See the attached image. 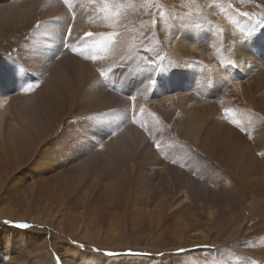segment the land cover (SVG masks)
<instances>
[{"label":"bare ground","instance_id":"1","mask_svg":"<svg viewBox=\"0 0 264 264\" xmlns=\"http://www.w3.org/2000/svg\"><path fill=\"white\" fill-rule=\"evenodd\" d=\"M197 1L200 6L206 5L208 0ZM211 1L203 9H195L191 3V7L188 3L186 7H167L169 12L155 26L157 32L154 26L149 31H154L156 36L152 54L139 49L128 37L113 40V45L106 46L108 52L100 60L103 58L108 67L103 72L110 76L108 82L120 83L122 79V94H131L129 90L135 85L138 87H135L136 95L125 97L127 108L120 105L121 99L108 94L102 78L97 77L101 73L88 81H84L82 75L79 77L78 54H66L58 69H54V73L49 71L51 81H45L38 89L26 88L12 99L6 96L10 91L5 89L8 82L13 79L18 88L21 84L25 87L22 82L27 76H33L31 71L44 67L29 63V68L15 76L0 73V200L2 197L10 200L11 207L3 216L22 217L13 210L16 206L19 208L16 210L27 211L23 215L27 220L34 207L57 192L47 180L44 179L46 183L37 180L40 172L54 165L52 162H64L65 158L59 159L60 153L53 152V146L71 148L74 153H79L81 146H89L95 153L79 166L88 167V174L103 179L109 195L103 213L97 212L99 217L103 214L112 219L113 209H129L137 200L140 211L136 219L148 230L177 235L179 247L208 243L210 239L217 244V253H220L224 248L221 249L217 241L228 233L226 239L237 240L231 244L234 247L244 242L242 240H257L255 253L264 255V247H259V243L264 246V0H247L243 5L238 0ZM16 5L17 8L30 6L35 17H39L41 11L38 7L44 8L41 22L60 23L70 15L73 20L82 22L77 29L83 36L69 42L72 48L78 47L81 38L88 40L87 32L91 33L94 25L112 34L124 24L139 29L149 18L157 16L155 11L144 10L142 0H16ZM102 10H108V14L106 11L96 19ZM95 19L101 27L98 22L94 23ZM61 26L54 25L53 30L58 32ZM28 28L29 25L22 24L18 36L24 35ZM91 36H88L90 41L95 39ZM117 70L123 73L118 72L120 77L113 75ZM80 94L89 95V99L79 108ZM39 103L41 116L40 122H36L24 112ZM78 111H84L79 112L81 122L89 123L94 133L98 129L105 130L94 122L99 118L113 130L112 135L100 141L94 134L91 137L88 130L80 129V123L65 122L66 116H77ZM131 111L144 122L147 133V136L134 138L133 144L131 137L137 127H132L127 119ZM103 114L108 118L102 117ZM121 120L131 125L128 131L122 132L117 127ZM55 132L61 134L53 140ZM102 132L103 136L105 132ZM106 159L110 166L107 175L102 176L98 164ZM74 178L70 176L65 189L56 197V201L60 198L64 213L75 199L78 200L83 188L74 185ZM23 182H27V191L22 196ZM197 204L199 209H196ZM245 209L248 215L243 214ZM192 210L202 216L201 222H192V218L189 222V217H185ZM226 214L230 215L228 219ZM242 224L244 228L240 229ZM211 226H220V229L211 231ZM243 230L246 232L242 233ZM73 252L70 257L77 254L90 260L95 257L82 254L78 249ZM247 259L237 264H250ZM63 261L69 264L67 258Z\"/></svg>","mask_w":264,"mask_h":264},{"label":"rangeland","instance_id":"2","mask_svg":"<svg viewBox=\"0 0 264 264\" xmlns=\"http://www.w3.org/2000/svg\"><path fill=\"white\" fill-rule=\"evenodd\" d=\"M160 1L161 2H159V0H142V7L144 8V10L146 12L155 11L157 16L156 18L154 17L149 18L147 22L142 24L141 28L138 29L137 27L134 29L132 24H124L121 28H119L117 31H113L114 33L111 34L109 32L107 33V30H105V28L102 29L100 28L98 30L96 27L97 25H94L95 27L92 28L91 33L87 32L89 33L88 35H86L88 40L81 38V41L78 43V47L72 48L70 47V43L72 42V40L76 39L77 37H80V35L81 37L83 36L80 31L78 32L77 29L79 25L81 27L82 22L76 21L77 19H74L75 20L74 22V20L72 19L73 17L71 18V15L70 17L65 19V21L61 20L60 23H58L55 20H44V21L42 20L41 22L40 20L42 19V17L45 14L44 12L46 11L44 8L41 9V7H38V10H41L38 12L40 17V19H38L39 17H35V14L30 6L23 5V7L17 8L16 0H0V73L10 74L15 76L18 72H20V70L29 68L28 66L29 63H34L36 65L40 64L42 67H44L39 71L37 70L31 71L33 72L32 73L33 76L32 75L27 76L26 80H24L25 82H22L25 87H23L21 84V86L18 88L17 84H15V81L13 79H12L13 81L10 80L8 82V87L5 88L8 91L10 89L9 95L7 94L6 96L7 97L9 96V99L10 98L12 99L15 98L16 96H20L21 92H25L26 88L28 89L32 87L31 90L38 89L39 87L44 85L45 81L47 80L48 82L51 81L52 77L49 74V71L54 73L55 72L54 69H58L59 63L64 59L66 54L70 53L74 56L78 54L76 55V57L78 58L77 69L79 70V77L80 75H82L83 80L88 81L91 77L97 76L99 73H101L97 77L102 78L101 79L102 83L104 84L108 94L114 96V99L115 98L118 100L121 99L122 102L120 100V105H122L123 108L129 107L125 102L126 99L125 97H128L131 94L136 95V93L134 92H137L136 89L138 87L137 85H135L136 89L135 87H133L135 90H133V88L129 90L131 94L129 92L122 94L120 87V83L122 82V79H120V83L108 82V78H110V76H108V73L106 74L107 76L103 75V72H105L104 70L105 69L108 70L107 69L108 67H106L107 65H104V61H103V58H105L103 56L106 55V53L108 52L106 46L110 45L113 40L120 41V40H124L125 37H128L132 43L138 44L139 49L145 51V53L147 54H152V48L153 49L155 48L154 46L155 44L153 45V42L155 43L154 40L156 39V36L154 35V31L153 32H149V31L154 26V30L157 32L155 26H158L159 24L157 23L162 21L163 15L164 14L166 15L169 12L167 7L169 6L186 7L187 5L191 7L193 5V7L195 6L194 7L195 9H199V8L203 9L205 8V6H207V4L209 5L210 3H212L211 0H208L205 3L206 5L202 4L203 5L202 6L200 4L199 6L198 4L199 2L197 0H193V1L191 0L193 3L190 2V0H168V1L160 0ZM238 1H239L238 3L241 5L248 2L247 0L245 1L238 0ZM176 2H178L179 4H177ZM106 11L108 14V10L99 11L98 16L95 15V17L97 16L96 19H99L102 16V14H104V12L106 13ZM93 12L94 11H92L91 13ZM96 19L94 23L98 22L97 23L98 27H101L100 26L101 23L99 24V21H96ZM152 22H155L154 23L155 25H152ZM22 24L29 25L30 30L28 28L27 29L28 31H25V34L19 37L21 34L18 33V29L20 26H22ZM57 24L58 25L60 24V26L62 25L60 27L61 29L58 30L59 33L57 31H54L55 30L54 25L56 26ZM150 25H152V27ZM48 28L49 30H47ZM57 28L59 29V26ZM95 29L96 31H94ZM103 29L105 32L103 31ZM49 31L52 33L53 32H57V33L54 34L55 35L54 36L50 34ZM134 31L136 33H134ZM91 34L93 35L91 36V38H95V39H92L90 41L88 36ZM45 35H47L46 38L44 37ZM46 43H47V47H46ZM101 57H103L102 60H100ZM95 58L98 60L96 61ZM21 61L23 63H21ZM95 69L100 72L97 73ZM118 72L122 73L121 70L119 71L117 70L115 71L116 74L113 73V75L120 77ZM18 80L21 81V78ZM50 92L53 93L51 89ZM57 96L58 98H62V95H57ZM88 99H89V95L80 94L77 99L79 108L83 103L87 102ZM114 99H112L113 102ZM40 105L41 103L37 105L36 104L32 105L30 109H26L24 114H28L29 115L28 118H30L31 120L40 122V116H41L39 114V111L41 110ZM79 112H84V111H78L76 112V114H78ZM68 113H71V111H68ZM81 114L82 113H79L77 116L72 115L70 117L66 116L67 118H65V122H68L69 125L80 123L79 125L80 129H82L83 131L88 130L91 137L92 134H94L97 136V138L98 137L100 138V141L102 140L106 141L109 138V136L112 135L113 130L110 129V127L106 124V122L103 121L102 119L95 118V116H93V118H95L94 122L97 123L98 127L99 126L103 127L105 130L102 131H104L105 133L102 132L101 129H98L96 131V133L98 134L94 133L93 131L94 128L89 126V123L84 122L83 124V122H81L82 121L80 117ZM104 115L105 114H103L102 117L107 119L108 116L106 117V115L105 116ZM127 119L130 120V124L132 123V127H137V129H139V130L136 129L133 138L131 137V144L134 143V138H137L142 134L147 136V133L144 132V128H143L144 122L136 118L135 112H133V114L132 111L130 113L128 112ZM127 123H128L127 120H121L117 123V127L119 129L121 128L120 130L122 132H126L129 130L131 126L130 124H129L130 126L127 125ZM61 132L60 133L55 132V134H52L51 139L53 140L58 139L60 137ZM100 132H102V134L104 133L103 136L100 134ZM101 137H103V139H101ZM83 144L85 145V143ZM88 145L89 144H87L86 146ZM97 146L98 145L94 146L96 150H97ZM54 147L56 150L54 149ZM62 149L63 148L58 149V146H53V152L56 151L60 153L59 159H61V157H63L62 159L65 158L64 162L61 164L58 161L57 162L55 161L56 163L52 162V164H54L53 166L51 165L52 169L51 167L45 168L46 169L45 171L40 172L43 174L40 175L39 173L37 177V180L39 182H42V180L44 179L47 180V183H49V185H52L57 192L52 193L53 195L46 196L47 200L41 202V205L34 207L32 213H30L31 216L28 215L27 220L26 218H23V215H25L27 211L16 210L19 209L16 206L14 207L13 210H15L18 215L20 216L22 215V217L10 218L3 216V213L11 209V207L9 206L10 200L6 199L5 197H2V199L0 200V264H65V262L63 261L64 258L68 259L69 264H223L225 263V261L222 260H226L229 262L231 261L230 264H237L240 261L247 258L250 264H264V255L263 254L258 255L257 253H255L256 250L255 247H257L258 245L257 240L255 239H251V240L247 239V241L242 240L244 242L240 243L239 244L240 246L234 244L235 245L234 247L231 244H233L232 242H237V240L226 239L228 238V233L224 234L217 241L220 245V248L221 249L224 248L223 250H220L221 251L220 253H217L219 252L218 251L219 248L216 247L217 244L211 242L210 239H207V241H210L208 243H200L186 247H179L177 241L179 238L177 235L173 233L171 234V232L168 234H162L160 230L155 231L152 230L151 228L148 230L144 226V223L141 222V220H138V218L136 219L135 215L138 211H140L139 210L140 205L138 202H136L137 200L136 201L133 200L135 202H132V204L135 203V206L130 204L129 209L124 207L113 209L114 211L112 212L114 216L112 217V219H110L108 216H104L103 214L101 215V217H99L97 215V212L100 211L101 213H103V209L105 208L104 205L107 203V200L109 198V195L105 190L106 184L103 182V179L98 178L97 175L88 174V170H89L88 167L86 168L85 166H81L82 168H80L79 166L82 160L86 159L90 155H94L95 151L91 150L92 147L89 146L86 148L81 146L80 148L81 150L79 151V153H74L72 151L73 149L71 148L68 149L65 148L63 150ZM107 160L108 159L103 160L98 164V170L100 171V174L102 176L107 175L108 173L110 162ZM83 174L86 176H84ZM70 176L75 177L74 185L76 184L81 185L83 188L78 193V200L75 199L73 203H71L72 205L70 204L71 206H69L68 211L64 213L59 205L60 198L58 197V200L56 201V197L59 196L58 193H61L65 189L66 184H68L69 182ZM39 182L37 183L41 185ZM21 185H22V189H21L22 193H20V195L22 194L24 195V192L27 191V182H23ZM19 198H21V196L19 197L17 196V199ZM85 200L88 202H85ZM197 207L198 204L196 206V209ZM126 211L127 212L131 211L129 212L130 216ZM246 213L247 211L245 209L243 214L248 215V213L247 214ZM187 214L188 215H186L185 217H189V222H190V218H192L191 220L192 222H195V220L196 222L199 221L201 222V220L203 219L202 216H200V214H198L196 210H192L190 211V213L187 212ZM32 216L33 218H36L38 220L33 219ZM225 216L224 217L226 219L230 217L229 214H226ZM173 222L174 220H172L171 222L173 226L174 224L176 226V223ZM210 228L211 231H214L216 229H220V226L219 227L211 226ZM242 228H244L243 224L240 227V229ZM245 232L246 230H243L242 233ZM175 233L178 234L179 232L175 231ZM187 239L188 238H186V240ZM240 241L241 240H239L238 242ZM259 247H264V246L259 243ZM75 249H78L80 252H82V254H86L87 256L93 255L95 257H91V260L86 259L88 257H80L81 255L79 256L78 254L74 257H70V254L74 253L73 250ZM191 256L193 258H191ZM211 257L213 258L215 257L214 258L215 260H210ZM94 258H96V260Z\"/></svg>","mask_w":264,"mask_h":264}]
</instances>
